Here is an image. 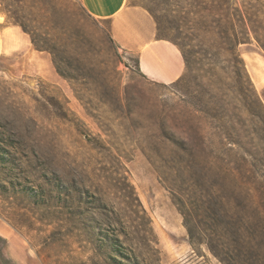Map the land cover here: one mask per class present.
<instances>
[{"label":"rangeland","instance_id":"1","mask_svg":"<svg viewBox=\"0 0 264 264\" xmlns=\"http://www.w3.org/2000/svg\"><path fill=\"white\" fill-rule=\"evenodd\" d=\"M199 1L213 4L127 0L153 10L162 34L198 52L174 86L143 77L137 55L111 43L108 22L90 17L79 0H0L1 34L21 37L0 55V140L14 167L0 175L7 226L0 224L24 240L29 262L115 264L103 257L108 238L138 264H221L189 242L179 210L181 202L196 230L199 172L190 152L201 146L209 160L226 148L199 111L211 77L205 51L218 41ZM257 26L264 43V17ZM23 36L30 50L17 53ZM237 52L264 104L263 49L251 35ZM21 190L50 200L31 201Z\"/></svg>","mask_w":264,"mask_h":264},{"label":"trees","instance_id":"2","mask_svg":"<svg viewBox=\"0 0 264 264\" xmlns=\"http://www.w3.org/2000/svg\"><path fill=\"white\" fill-rule=\"evenodd\" d=\"M211 1L213 4L207 7L199 1L204 5L200 10L203 18L215 25L207 32L218 38L209 52L205 51L210 56L211 77L199 111L210 118L214 135L220 138L218 144L226 148L222 156L215 154L209 160L203 156L201 146L194 154L190 152L199 172V190L191 204L197 219L196 230L188 225L189 214L181 202L179 210L189 242L205 245L221 264H264V104L237 52V46L248 43L251 35L264 51L257 26L264 17V2L222 0L219 4L218 0ZM146 10L155 22L156 39L175 45L188 67L198 52L190 44L162 34L161 18L153 10ZM110 41L114 43L112 38ZM31 43L35 49L44 50L33 39ZM134 64L138 65L137 56ZM55 68L63 77L58 66ZM183 81L182 75L171 84L178 86ZM9 154L0 140V175L14 168ZM19 193L31 201L50 200L42 191L34 195L26 190ZM105 239L108 246L103 254L105 259L115 264H138L134 257L121 252L118 240Z\"/></svg>","mask_w":264,"mask_h":264},{"label":"crops","instance_id":"3","mask_svg":"<svg viewBox=\"0 0 264 264\" xmlns=\"http://www.w3.org/2000/svg\"><path fill=\"white\" fill-rule=\"evenodd\" d=\"M79 3L92 18L108 22L110 37L119 49L137 55V69L141 75L164 84H171L182 77L185 65L181 53L171 42L156 39L155 22L145 9L131 5L127 0H79ZM1 32L0 55L21 45V37L17 33ZM23 40L26 48L17 53L30 50L29 39L23 36ZM3 225L0 224V240L3 241L0 264H34L28 260L27 254L32 257L33 253L27 249L24 240L5 226L1 228Z\"/></svg>","mask_w":264,"mask_h":264},{"label":"bare ground","instance_id":"4","mask_svg":"<svg viewBox=\"0 0 264 264\" xmlns=\"http://www.w3.org/2000/svg\"><path fill=\"white\" fill-rule=\"evenodd\" d=\"M3 20V17L2 16H0V21H2Z\"/></svg>","mask_w":264,"mask_h":264}]
</instances>
